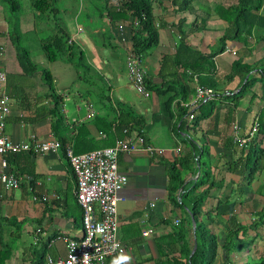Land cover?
Listing matches in <instances>:
<instances>
[{
  "label": "crops",
  "instance_id": "0c3cea01",
  "mask_svg": "<svg viewBox=\"0 0 264 264\" xmlns=\"http://www.w3.org/2000/svg\"><path fill=\"white\" fill-rule=\"evenodd\" d=\"M151 1L155 24H159L158 42L140 58L139 64L146 78L152 83L158 84L163 79H171L182 85L186 94L185 100L174 98L170 104V112H167L163 108L162 98L148 90L147 97H140L149 100L139 110L126 98L131 87L126 74L125 80L115 81L114 86L108 84L107 92L97 85L89 88V91L77 87L69 93L64 90L60 93L53 84L55 76L47 69L52 80L53 94L60 97L58 109L61 118L57 121L49 113L52 102L45 96L47 88L39 69L25 74L17 64L7 34V19L0 7V69L5 72V92L10 99V111L5 117L3 132L13 140L29 134L37 138L50 135L60 143V147L53 153L19 152L0 156V160L4 158L6 164L4 171L19 177L18 187L11 190L4 189L0 183V247L6 244L10 248L6 264H31L41 249L44 250V258H62L64 245L60 237L77 239L81 236L80 211L74 199V177L63 153V147L67 144L72 150L81 153L109 146L115 138H132L140 133L146 143L164 149L162 155L148 156L140 150L118 154L117 170L125 175L126 182L117 192L120 199L116 204V237L124 246V252L107 258L103 264H150L145 260L147 257L154 258L157 254L155 239L168 233L171 226L176 225L173 224L174 218H183L184 212L181 209L189 205L183 200L182 208L172 210L167 200V183L169 164L178 156L192 150V147L207 148L210 177L215 180L222 178L221 189L213 197L206 198L201 205L202 209L215 205L217 198L228 195L230 189L237 188L241 191L238 198L231 197V200L218 206L222 213V222L215 220L217 228H222L223 221L247 224L256 218L255 212L264 203V151L259 167L246 185L240 183V170L230 172L226 166L235 157L239 147L233 145L236 144L233 136H247L253 120L261 128L258 139L264 150V90L256 84H250L249 90L244 91L235 103L220 97L221 100H217L211 113L200 120L193 122V118L188 119L187 114L192 112L196 115L205 109V106L199 107V103H192L197 85L209 87L208 84H214L212 89L221 96L238 90L240 78L237 75L229 76L232 72L231 62L239 57L241 63L254 66L242 82L251 74L255 78L254 82L262 85L259 76L263 75L264 78V26L255 24L250 28L249 35H245L249 41L248 49L239 39H225L224 49L207 60V73L195 74L172 67L162 68L159 72V57L174 53L180 34L189 47L205 55L214 51L219 45L218 38L228 28L227 21L222 17L226 13L224 8L229 7L234 12L235 0ZM116 2L117 0H108L106 7H113ZM106 19L108 20L107 16ZM119 23L121 30L117 28ZM110 26L109 37L116 47L123 50L125 59L129 49L127 23L118 21ZM68 37L73 43L76 35L73 33ZM84 40V37L78 39L76 46L86 60ZM232 50L234 55L231 54ZM226 57H229L227 61ZM261 66L263 73H259L257 69ZM87 78L90 79L88 71L83 79ZM178 102L186 109L181 117L177 115ZM238 102L241 103L240 107H237ZM116 104L129 108L140 116L141 124L137 130L123 132L125 127L122 126L120 131L113 130L111 119L116 114ZM233 123L237 127L235 133L231 128ZM227 140L232 144L225 147L223 144ZM176 147L179 150L175 153ZM193 152L198 158L202 150L199 154L197 150ZM198 173V170L195 175L182 172L183 184L191 182ZM32 196L36 198L33 199ZM42 196L45 200H41ZM258 225V235L253 238L254 232L248 231L243 240H238L235 251L230 255V262L226 264H253V260L264 264V215ZM144 228L151 229V233L145 237L141 236ZM258 236L262 238H257ZM124 257H130V260H125Z\"/></svg>",
  "mask_w": 264,
  "mask_h": 264
},
{
  "label": "trees",
  "instance_id": "16d2710c",
  "mask_svg": "<svg viewBox=\"0 0 264 264\" xmlns=\"http://www.w3.org/2000/svg\"><path fill=\"white\" fill-rule=\"evenodd\" d=\"M4 1L8 5L9 12L13 13L18 10L19 4L17 0ZM151 2V0H117L115 6L106 9V16L108 17L107 22L110 25L118 21H125L127 23L129 32L128 52L134 54L138 60L158 42L157 26L159 24H155L151 11ZM31 6L37 16H41L49 10L56 11L55 2L52 0H31ZM234 8V12H232L229 7L224 8L226 13L222 14V17L227 21L228 28L224 30L222 35L218 38L219 45L214 51L205 55L189 47L187 43L182 40V34H180L174 53L171 56L162 54L159 57V72L162 71V68L172 67L173 69L181 68L183 71H189L195 74L207 73L209 72V68L206 65L207 60L210 56L224 49L223 42L225 39H239L242 41L243 46L248 49L247 44L249 41L246 40L245 35H249L250 28L255 24L260 23L264 26V0H235ZM184 9L185 8H180V10ZM261 10L262 13H259ZM179 33L182 32L179 31ZM7 34L14 49L15 60L21 71L25 74H30L37 68L39 69L43 82L47 88L45 96L49 97L52 102L49 113L55 117V121L60 120L61 117L58 109L60 97L53 94V85L49 71L42 67L39 68L37 64L31 61L27 49L19 43L20 36L15 30V27L10 26V28H7ZM71 46L72 42L69 41V37L66 35L64 36L63 33L56 35L53 39L43 38L40 41V49L47 61H56L58 58L63 57L64 61L67 60L72 63V59H74L76 53V61H74L73 64L76 67L79 65L84 66L86 60L82 51L78 49L74 52ZM194 57L195 60H193ZM239 58L231 62L232 72L229 76L232 77L237 75L240 78L241 81L239 82L238 90L231 94L221 96L213 89L215 91V99L200 104L199 107H206L203 110L201 109V112L193 115V122L208 116L217 100H221L220 97L227 98L231 103H235L242 96V93L247 90V86L254 82L255 78L251 74H248L242 82L244 76L251 71V69H254V66L252 67L248 64L241 63ZM85 69L89 71L88 66H85ZM257 69L259 73H263L262 67H257ZM259 78L264 83L263 75L259 76ZM144 84L148 90L153 91L162 98L163 108L167 112H170V104L174 98L180 97V100H185L186 94L183 86L178 85L171 79H163L157 84L152 83L148 77L146 78V76H144ZM208 85L211 88L214 87V84ZM116 105V114L114 118L111 119L113 130L120 131L121 126L125 127L128 133L132 130H137L141 124L140 116L134 114L129 108L122 107L118 104ZM176 107L178 117L183 116L186 109L182 107V105H179V102ZM260 131L261 128L258 127L256 132H254L242 146L237 147V144H233L237 147L236 155L229 160L226 166V169L230 172L240 170L238 171L239 174H241L240 183H245V185L252 179V175L263 156L264 150L260 145V139H258ZM231 144L232 143L227 140V143L223 144V146L228 147ZM194 150H197V154L202 150L198 158H196L193 152ZM73 152L77 153L75 150H73ZM10 155L13 154H7V156ZM201 157H203L204 160L200 161ZM195 164L197 165L195 166ZM201 164H207L204 170L200 169ZM196 170L199 172L197 176L193 178L191 182L183 184L182 172L193 173L195 175ZM221 181L222 178L215 180L210 177L207 148L205 146L203 148L199 147L198 149L192 147V150L178 156L169 164L167 200L171 204V209L182 208L184 205L183 200H186L189 205L186 208H182L184 217L178 219V223L172 225L168 233L161 234L155 239L157 254L154 258L147 257L145 262L149 261L150 264H218L217 260L219 259V264H226L230 262V255L235 251L238 240H243L248 231L254 232L253 238L258 235L257 228L264 215L262 214L264 212V203L259 210L255 212L256 218L250 220L247 224L232 220L228 222L223 221L222 228L220 229L214 224L215 220L222 222V213L218 206L223 204L226 200H231V197L238 198L240 196L241 191L237 188L230 189L228 195L217 198L215 205L212 207L207 206L206 209L201 208L206 198L210 196L213 197V194L221 189ZM202 185H205L204 188H201ZM235 202L236 201H234V205ZM191 218L195 223V249L189 256L193 244ZM44 255V250L41 249V251L37 252L36 259H32L31 264L43 263ZM9 256L10 248L8 245L5 244L1 246L0 264H6ZM256 264H262V262L260 261Z\"/></svg>",
  "mask_w": 264,
  "mask_h": 264
},
{
  "label": "built area",
  "instance_id": "2783aa9c",
  "mask_svg": "<svg viewBox=\"0 0 264 264\" xmlns=\"http://www.w3.org/2000/svg\"><path fill=\"white\" fill-rule=\"evenodd\" d=\"M122 29L121 24L117 25ZM0 47V51H1ZM231 54L235 52L232 50ZM125 74L130 86L143 97L149 95L144 84V70L137 57L127 52L124 59ZM215 97V91L210 87L197 85L194 88L193 104H201ZM183 105H186L185 103ZM10 111V99L5 92V72L0 69V156L19 152L28 153H53L60 143L52 136L37 138L33 134L23 135L18 139H11L3 132L5 117ZM188 119L193 118L192 112L187 114ZM231 128L237 131L235 123ZM258 123L253 120L248 130V135L233 139L237 146H242L248 138L256 132ZM123 132L126 130L123 129ZM142 151L148 156L162 155L164 149L154 147L144 141L143 136L137 133L132 138H115L109 146L95 148L86 152L74 153L70 145L63 147L67 164L74 177V199L80 211L81 236L71 238L61 236L64 245V256L52 258L46 256L41 264H103L104 260L123 254L124 246L116 237L117 212L116 204L120 197L117 192L126 182L124 174L117 170V156L121 152ZM178 147L174 149L176 153ZM4 158L0 160V183L6 190L17 188L19 177L4 171ZM33 199L36 196H32ZM41 200H45L42 196ZM178 218H174L176 224ZM151 233L150 228H144L141 236Z\"/></svg>",
  "mask_w": 264,
  "mask_h": 264
},
{
  "label": "rangeland",
  "instance_id": "374dc122",
  "mask_svg": "<svg viewBox=\"0 0 264 264\" xmlns=\"http://www.w3.org/2000/svg\"><path fill=\"white\" fill-rule=\"evenodd\" d=\"M30 1L17 0L19 8L13 13L9 12L8 5L4 0H0V7L7 19V28H10V26L15 27L20 36L19 43L27 49L31 61L35 62L39 67L48 69L55 76L53 84L60 93L63 90L69 93L77 87L86 88L89 91V88H95L97 85H100V88H104L105 92H107L108 84L114 86L115 81L119 82L126 79L125 70H123V50L120 47H116L109 37L111 26L106 19V4L108 0H52L55 2L56 11L49 10L41 16H37L34 13ZM60 33H63L64 36H70L75 33L76 38L71 46L74 52L78 50L76 46L78 39L85 38L86 62L84 66L79 65L76 67L73 64L76 61V53L72 63L67 60L64 61L63 57L52 62L44 59L40 49L41 39H53ZM172 37L175 38L174 35ZM228 59L229 57H226L225 60L227 61ZM85 66H88L89 70L90 79L87 78V80L83 79L87 74ZM93 77L95 79H92ZM255 84L264 90L263 83L261 85L259 82H254L251 85ZM251 85L247 86L248 90ZM112 94L114 95L115 93ZM140 96L130 87L126 98L133 102L136 108L141 110L149 99H143ZM240 104L237 107H240ZM200 159V161L204 160L203 157ZM206 165L201 164L200 169L204 170ZM181 211L183 213L182 209ZM257 238L262 237L258 236ZM257 261L253 260L252 262L256 263Z\"/></svg>",
  "mask_w": 264,
  "mask_h": 264
},
{
  "label": "water",
  "instance_id": "95a60500",
  "mask_svg": "<svg viewBox=\"0 0 264 264\" xmlns=\"http://www.w3.org/2000/svg\"><path fill=\"white\" fill-rule=\"evenodd\" d=\"M195 166H196V164H195ZM194 166V167H195ZM196 176H197V174H196ZM195 176V177H196ZM194 221H193V219L191 218V228H192V240H193V244H192V248H191V250H190V252H189V256L194 252V249H195V241H194Z\"/></svg>",
  "mask_w": 264,
  "mask_h": 264
},
{
  "label": "clouds",
  "instance_id": "9594fccd",
  "mask_svg": "<svg viewBox=\"0 0 264 264\" xmlns=\"http://www.w3.org/2000/svg\"><path fill=\"white\" fill-rule=\"evenodd\" d=\"M120 24V23H119ZM118 25V24H117ZM69 41H71V40H69ZM128 52V51H127ZM126 57V56H125ZM139 61V60H138ZM124 69H125V67H124ZM124 259L125 260H130V257H124Z\"/></svg>",
  "mask_w": 264,
  "mask_h": 264
}]
</instances>
